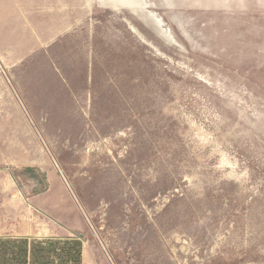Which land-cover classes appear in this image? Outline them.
I'll return each instance as SVG.
<instances>
[{"label": "rangeland", "instance_id": "374dc122", "mask_svg": "<svg viewBox=\"0 0 264 264\" xmlns=\"http://www.w3.org/2000/svg\"><path fill=\"white\" fill-rule=\"evenodd\" d=\"M3 229L264 264V0H0Z\"/></svg>", "mask_w": 264, "mask_h": 264}, {"label": "crops", "instance_id": "0c3cea01", "mask_svg": "<svg viewBox=\"0 0 264 264\" xmlns=\"http://www.w3.org/2000/svg\"><path fill=\"white\" fill-rule=\"evenodd\" d=\"M68 33L62 31V36L67 34L70 40ZM53 74L61 84H68L61 70L56 68ZM84 254L76 238L0 230V264H85Z\"/></svg>", "mask_w": 264, "mask_h": 264}]
</instances>
